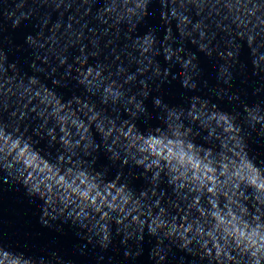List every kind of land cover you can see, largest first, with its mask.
<instances>
[{
	"label": "clouds",
	"instance_id": "clouds-1",
	"mask_svg": "<svg viewBox=\"0 0 264 264\" xmlns=\"http://www.w3.org/2000/svg\"><path fill=\"white\" fill-rule=\"evenodd\" d=\"M151 2L106 0L99 8L97 19L107 24L105 17L111 18L117 32L121 31L119 26L124 24L127 27L124 35L131 40L132 34L138 33L146 17L153 14L149 11ZM171 3L170 15L164 10L159 13L163 22L161 27L164 28V60L168 62L176 57L183 69L180 87L196 93L198 84L194 76L199 66L193 62L197 56L188 52L185 59L178 55L182 48L173 50L169 43L176 39L172 21H176L181 37L192 38L193 33H198L199 39L192 38L191 42L208 57L216 52L224 59L225 53L219 50V46L210 48L204 42L208 39L205 20L212 14L209 12L207 17L202 15L209 7L208 0H171ZM17 7L23 8L24 5ZM167 7L168 0H162L161 8ZM56 8H60L59 3ZM192 8L200 19L194 21L190 11ZM211 9L212 12L226 9L224 19H230L241 29L236 35L256 54L254 45L260 35L256 29L264 32V0H215L211 3ZM21 16L28 18L25 13H21ZM19 22V18L14 20L13 27H17ZM47 23L45 20L44 24ZM189 25L191 30H188ZM216 26L225 32L232 31L219 22ZM61 27L59 22L53 25L51 41L56 40V33ZM67 27L70 31L72 24L69 23ZM157 31L149 28L147 32L135 35L133 47L138 48L143 57L138 63L143 64L144 59H148L145 53L152 57L161 54L155 47L159 43ZM43 35V32L39 33L40 38ZM26 43L44 47L39 38L31 35L26 37ZM92 44L96 46L97 42L93 40ZM242 46L236 45L234 40L229 41L227 57L236 60ZM233 47L235 51L231 50ZM85 48L82 45L80 55L74 58L79 68H74L68 62L66 49L56 54L59 65L67 67L66 75H71L74 70L79 73L74 79L85 90L82 95L74 93L65 103L60 102L54 91L49 90L53 88L48 87L39 75H22L18 64L9 60L8 51L0 49V98H3L0 102L11 117L10 120L0 121V170L5 173L3 183L16 182L24 187L30 202H43L39 221L41 228L54 229L63 234L61 226L51 223L63 217V223L71 220L89 232L95 231L103 248L111 243L112 226L115 225L116 234H124L121 243L133 237L143 241L145 230L149 237H155L156 245L149 255L158 258L157 264H165L167 259V252L161 247L165 240L191 255L199 256L201 260H207L208 264H264V160L249 158L253 133L264 138V103L248 104L240 101L239 95L232 94L228 100L230 103L240 101L239 110L229 111L218 107L211 98L199 94L185 96L182 91L180 96L184 102L180 104L166 102L164 96L158 94L153 96L152 104L159 109L157 119L160 123L142 131L137 121L149 115L145 100L153 89L146 80L138 79L137 74H129L122 63L116 65L115 72L110 70L111 65L95 63L93 67L88 63V57L98 58L99 52L85 54ZM113 53L115 59L120 60L115 49ZM37 59H40L38 55ZM259 60H264V55H259ZM44 63H49L47 58H44ZM148 63L155 65L156 76L162 75L154 59H149ZM253 63L259 66L256 60ZM31 67L36 72L45 71L34 63ZM147 70V67H142L138 72L143 75ZM219 70L227 77L224 82L228 83L232 79L228 67L221 65ZM57 71V67H52L45 80L51 79L52 84L60 86L61 81L52 75ZM169 74L170 70L165 68L163 76ZM117 76L123 82L113 79ZM24 79H27V84L21 91L14 82H23ZM173 79H176L175 75ZM137 82L142 86L138 92L125 87ZM12 97H17L14 110L9 103ZM93 97H98V100ZM25 99L27 103L23 102ZM33 100L38 103L34 104ZM96 101L102 106L100 110H96ZM73 104L76 111L87 117V123L77 117L71 119L69 124V113L76 115V111H72ZM31 113L42 121L38 129H33V135L40 140L47 137L49 145H58L55 155L51 152L42 154L38 147L39 140L27 134V126L22 130V122L30 119ZM220 144L227 153H231L230 156L217 150ZM102 151L119 169L113 178L109 177L108 169L98 170L94 166ZM132 169L142 171L137 173ZM129 176L143 178L145 190L139 196L134 195L135 188ZM163 178L167 179V185L177 201L189 210L188 214L194 215L192 210L199 213V217H195L187 226L181 223L178 227L175 216L171 217V222L167 218L161 200L165 203L171 201L165 195L166 190L160 189ZM140 197H146L158 207L155 216L149 213L147 219H141L142 213L132 215L137 210ZM130 204V208L126 207ZM96 214H99V218ZM188 214L182 216L181 220L187 221ZM129 216L131 219H128ZM205 225L210 227L206 230ZM76 236L79 238L80 233L77 232ZM32 239L33 234L29 233L23 237L7 233L0 236V264H46L45 258L33 251ZM193 241L197 246L195 251ZM167 250L171 251V248ZM140 254V251L136 253L137 256ZM124 255L131 256L132 253L126 250ZM57 261L63 264L61 258L57 257Z\"/></svg>",
	"mask_w": 264,
	"mask_h": 264
},
{
	"label": "water",
	"instance_id": "water-1",
	"mask_svg": "<svg viewBox=\"0 0 264 264\" xmlns=\"http://www.w3.org/2000/svg\"><path fill=\"white\" fill-rule=\"evenodd\" d=\"M215 0H208L209 7L202 13L203 16H208L211 12V16L205 20L208 25L206 35L208 37L205 43L209 44L210 48H216L219 46V50L225 53V58L222 59L220 56L213 52L212 57H208L205 53L198 50V45L191 42L192 38L199 39L198 33H193L192 38L181 37L178 29L176 28V21H172L173 34L176 37L175 41H169L173 50L182 48L183 50L178 53L180 57L187 58L188 52H193L197 56V60L193 63L198 64L197 74L194 76V80L198 84V92L192 93L184 90L180 87V80L182 78L183 69L176 57H173L172 61L166 62L163 56V35L164 28L161 27L163 22L160 19L159 13L161 10L167 11L170 15V9L172 7L171 0H168V7L162 9V0H152L149 5V11L153 14L146 17L144 24L138 29V33H133V39H127L124 35L127 32V27L121 24L119 27L120 32H117V28L113 27V21L111 18L108 19V23H102L97 19V13L99 8L106 3V0H0V49L6 50L9 53V60L15 61L20 70L21 74L27 73L28 75L36 74L40 76V79L47 84L49 89L54 91V95L60 100L61 103H65L67 99L75 93L78 95L85 94L83 86L78 85L74 77H78L79 73L75 70L71 75H66L67 67L60 66L57 60V53L66 49L68 55V62L74 65V68H79V64L74 63V58L80 55L81 46H86L85 54L90 52H99V57H88V63H102L105 65H111V71L115 72L116 65L123 64L126 67L129 74L135 73L138 79H144L148 82L153 91L149 97L145 100V105L148 108L149 115L147 117L142 116L138 121V127L144 131L149 126H155L160 123L157 119L159 109H155L152 104V98L155 95H163L166 102L180 104L184 102L181 98L180 93L185 92V96H191L193 94H199L207 98H211L213 102L218 104L222 109L229 111L239 110L238 105L240 101L248 104H254L257 102L264 103V60H259V55H264V32L257 28L256 32L260 35L256 38L254 47L256 48V54L253 53L252 49L247 46L244 41L236 35L237 32L241 31L235 24H232L231 20H225L224 16L227 14V10L218 9L216 12H212L211 3ZM60 4V8H56V4ZM23 4V8H18L17 5ZM89 8L91 11L89 12ZM191 16L195 20L200 19L195 15V9H190ZM21 13L28 15L27 19L21 16ZM71 17V19H69ZM17 18L20 19L19 25L13 27V21ZM47 20V25L44 21ZM61 23L62 27L56 33V40L51 41V29L55 23ZM217 22L224 26H228L232 29L231 32H225L221 28H217ZM72 24V29L68 30V24ZM149 28L157 29L156 32L158 41L155 46L160 50V55L152 57L151 54L145 53L148 59H144L143 64L137 61L143 59L140 56L138 48L133 47L134 37L138 34L147 32ZM188 30H191V25L188 26ZM107 31V34H105ZM43 32V38L39 37V33ZM81 34L83 39L81 40ZM28 35L34 38H39L40 42L44 44L43 48L38 46H31L26 43V37ZM97 42L96 46H93L92 41ZM235 41L236 45H243L240 48L239 54L236 60L228 58L226 53L229 50L228 42ZM71 42V43H70ZM115 53L120 56V60L115 59ZM231 50L235 51V47ZM37 55L40 59H37ZM44 58H47L49 63H44ZM154 59L161 68V76L155 75V65H149L148 60ZM253 60L258 62V67L253 63ZM35 64L37 68H42L45 71L36 72L31 65ZM224 65L228 67L229 73L232 79L225 83L227 79L220 73V66ZM57 67L58 71L53 75V78L61 81L60 86L52 84L51 79L45 80V75L51 73V68ZM87 67V65H85ZM147 67V71L140 75L138 69ZM168 68L170 74L167 77L163 76V70ZM107 71L105 75H107ZM175 75L176 79H173ZM119 82H123L120 76L113 77ZM206 82V83H205ZM2 83V81H0ZM23 90V86L27 84V79L23 82L17 80L14 82ZM7 87V85H5ZM125 87H131L133 92L141 90L142 86L137 82L133 85H125ZM257 90H259L257 92ZM131 94V93H130ZM237 94L240 96V101L230 103L228 96ZM219 97H222L219 98ZM139 98V97H138ZM3 98H0L2 101ZM17 97H12L9 103L12 105V109L17 106L15 104ZM97 99L98 97H93ZM27 103L25 99L23 101ZM33 103H38L37 100H33ZM92 102L90 101V106ZM43 107V106H41ZM102 106L96 101V110H100ZM31 108V105H29ZM72 111H76L75 105L72 106ZM123 110L121 109V112ZM111 112V109H109ZM63 114V113H62ZM71 119L79 117L87 123V117L83 116V113L76 111L75 116H71ZM91 115V113H89ZM126 115V114H125ZM30 119L26 118L21 125L23 130L24 126L28 127V135H33V129H38L42 121L35 113L30 114ZM10 114L8 111L3 109V104L0 102V121L10 120ZM51 123V121H50ZM214 123V122H213ZM259 128V125H257ZM58 131V129H57ZM74 132L75 129L73 128ZM92 131V128H90ZM222 131V129H221ZM225 136L227 133L224 134ZM34 139L39 140L38 147L41 149L42 154L51 152L55 155L58 145H49L48 138L45 137L40 140L38 136L33 135ZM223 140V137H221ZM219 143V142H218ZM250 153L249 158H257L264 160V138L257 137L255 133L252 135L250 142ZM219 152L231 155L227 153L223 145L220 144L218 149ZM237 163L239 159L237 158ZM98 170L108 169L109 177L113 178L116 172L119 170L113 166L111 161L108 160L107 156L100 153L99 158L96 160L94 165ZM135 172L142 171L140 169H132ZM128 169H125L127 174ZM5 173L0 170V236L7 233L9 235H17L23 237L25 233L33 234L32 244L34 245L33 251L38 256L45 258L46 264H58L57 257L61 258L63 264H157L158 258L149 255L153 252L156 239L155 237H149L147 230H145V238L143 241L138 240L136 237L127 239L126 243H121L124 239V234H116L115 225L112 226V240L107 248L101 247L99 240L100 237L95 234V231L89 232L87 228L80 227L79 225L73 224L71 220L67 223H63L64 218L60 217L56 221H52L53 225H59L63 228V234L54 229L41 228L40 218L42 215V201L30 202L29 198L25 195V189L22 185L16 182L10 184L3 183V177ZM151 173H149V176ZM163 175V174H162ZM128 179L131 181L135 188L134 195L139 196L141 191H144L145 182L143 178L135 179L129 176ZM223 179V178H221ZM160 189L166 190L165 195L169 197L170 203H165L161 200V205L165 207V214L171 222V217H176V224L179 227L181 223L187 226V223L191 222L195 217H199V213L192 210L193 214H188L189 210L177 201L176 196L172 193V190L167 185V179L163 178L160 184ZM250 190V189H249ZM159 194V189H157ZM151 195V193H149ZM155 200V197H153ZM223 201L224 198L221 197ZM202 203H204L202 199ZM222 206V205H221ZM131 207V204L126 206ZM51 211V209H49ZM159 211L151 201L146 197H140L139 205L137 210L132 212V215L142 213L141 219H147L149 213L152 216ZM188 214L187 221L181 220L182 216ZM99 218V214H96ZM131 219V216L128 217ZM95 221H93L94 223ZM103 223V221H101ZM87 223V221H86ZM111 223H115L112 221ZM203 223V218H201ZM91 227V224L88 225ZM195 227V225H193ZM210 225H205L207 230ZM132 231V229H129ZM80 233V237L76 236V233ZM38 233V235H34ZM191 235V233L189 234ZM207 238V237H206ZM91 241V242H89ZM193 250L195 251L197 246L195 241ZM211 245H209L210 247ZM161 247L165 248L167 252V259L165 264H208L207 260H201L197 255H191L187 251L177 247L170 241L165 240L164 245ZM168 247L171 251H168ZM129 251L132 253L131 256H125L124 252ZM142 250V251H141ZM140 251L139 256L136 253ZM56 253V255H53ZM164 254V253H162Z\"/></svg>",
	"mask_w": 264,
	"mask_h": 264
}]
</instances>
